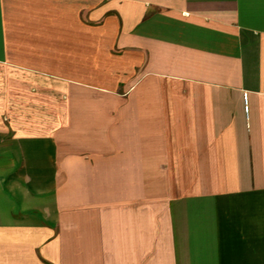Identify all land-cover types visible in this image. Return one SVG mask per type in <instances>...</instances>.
Segmentation results:
<instances>
[{"label": "crops", "instance_id": "1", "mask_svg": "<svg viewBox=\"0 0 264 264\" xmlns=\"http://www.w3.org/2000/svg\"><path fill=\"white\" fill-rule=\"evenodd\" d=\"M0 264H264V0H0Z\"/></svg>", "mask_w": 264, "mask_h": 264}, {"label": "built area", "instance_id": "2", "mask_svg": "<svg viewBox=\"0 0 264 264\" xmlns=\"http://www.w3.org/2000/svg\"><path fill=\"white\" fill-rule=\"evenodd\" d=\"M244 100H245V102H246V107H245V110H246V111H248V110H249V107H248V105H247V101H248V94H245V95H244Z\"/></svg>", "mask_w": 264, "mask_h": 264}]
</instances>
